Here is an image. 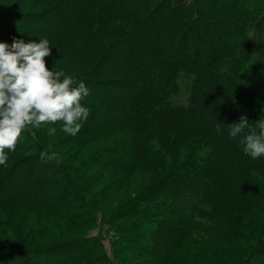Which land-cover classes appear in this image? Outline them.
<instances>
[{
	"label": "trees",
	"instance_id": "1",
	"mask_svg": "<svg viewBox=\"0 0 264 264\" xmlns=\"http://www.w3.org/2000/svg\"><path fill=\"white\" fill-rule=\"evenodd\" d=\"M15 4L0 0V40L13 31L17 16L32 23L55 17L64 47L45 57L46 67L83 80L92 93L81 103L91 112L76 136L63 132L60 122L25 128L0 174L19 175L29 193L2 195L0 221L7 211L39 213L74 229L97 230L98 236L49 242L38 235L28 234L26 242L10 236L2 242L12 246H0V264L10 258L18 264H142L145 257L150 263L192 264L176 253L181 250L195 264H264V157L245 156L226 128L241 116L253 127L264 118V0ZM92 5L94 18L87 15ZM41 32L22 39L29 42L30 33ZM109 33L118 38L107 44ZM121 40L130 41L128 53L101 67L108 48ZM145 53L151 60L138 67ZM150 64L160 70L150 72ZM208 97L214 112L204 109ZM116 106L126 115L113 119ZM139 118L145 123L135 125ZM120 134L119 142L111 140ZM42 151L55 153L59 162L42 160ZM73 153L81 159L76 167ZM95 161L97 173L84 168ZM186 191L193 200L183 198ZM104 230L119 236L110 237L112 257ZM168 239L172 243L162 250ZM133 253L141 256L134 261Z\"/></svg>",
	"mask_w": 264,
	"mask_h": 264
},
{
	"label": "clouds",
	"instance_id": "2",
	"mask_svg": "<svg viewBox=\"0 0 264 264\" xmlns=\"http://www.w3.org/2000/svg\"><path fill=\"white\" fill-rule=\"evenodd\" d=\"M52 48L47 38L26 43L14 37L11 44L0 42V166H7L9 153L15 151L26 127L60 122L63 132L76 136L90 116V107L81 103L89 95L85 82L46 67L45 57L51 56ZM226 128L245 156L264 157V118L253 127L241 116ZM55 131L48 128L50 135ZM217 132H221L220 123ZM40 158L57 159L55 153L45 151Z\"/></svg>",
	"mask_w": 264,
	"mask_h": 264
},
{
	"label": "rangeland",
	"instance_id": "3",
	"mask_svg": "<svg viewBox=\"0 0 264 264\" xmlns=\"http://www.w3.org/2000/svg\"><path fill=\"white\" fill-rule=\"evenodd\" d=\"M3 6H5V5H3ZM15 6L17 8L19 7V0H16ZM96 8L97 7L95 5L90 6L87 15H89V16L93 15L92 17L94 18V14L96 13ZM7 12L8 13L11 12V9L8 8ZM222 12H224V10H222ZM46 18L42 19L41 21L32 23V22H27V21L23 20V18H21L20 16H17L12 21V29H13V31H10V33H9L10 35L8 37L4 36L2 38V40H0V42H7V43L11 44L14 37L17 38V39H22V38L24 39L26 37L25 33L29 32V31H33V33H35V32L37 33L38 31L39 32L40 31H45V32H41L39 34H32V35L30 33L29 42L30 41L38 42V40L41 39V38H47L49 41L52 38H55V39L58 38L57 41L54 43V46H53V48H55V49H52V52H51L53 55H57L59 53V51L62 50L63 47H64L63 46V40H61V38L59 39L58 34H57V29H58L59 26L61 27V25L54 23L53 19L55 17H53V16H49L47 19ZM76 25H79V24L76 23ZM106 37H107L106 40L108 42V43L106 42L107 44H110L109 40L113 41L114 39L118 38L116 36V34H111V33H109ZM119 39H121V37H119ZM121 41H124V43L121 44V45H118V46L111 45L110 48H108V54H106V56H105L106 58L105 59H104V56H103L102 66L101 67H105L107 65L108 58H112V57L116 56L119 53H123V54L124 53H128L130 41L129 40L128 41L127 40L126 41L125 40H121ZM104 44L105 43L103 42L102 45H104ZM130 45H131V43H130ZM105 48H106V45L103 46L102 49H101V53L103 52V55H104V53H106V51H104ZM140 55L142 56V54H140ZM149 60H151L150 54L145 53V55H143V57L140 58V60L137 59L138 67L140 65H142V63L145 64ZM124 61H122V63H121V67L123 69L128 67V62L126 64ZM149 66H150V72H152V73L155 70H160L158 66H155L153 64H150ZM159 75H160L162 81L166 77V75L164 73H163V75L161 73ZM107 90H108V88H105V91H107ZM90 93H92V91L89 89V95H90ZM148 93H150L149 90H148ZM83 98H85V97H83ZM142 100H145V99H142ZM202 100H203V103H204L203 106H204L205 110L209 109L210 112H214L215 111V109H216L215 107L216 106L208 107L210 105L209 104V102H210V98L209 97L207 98V101H204V98ZM141 107H143L142 109H144V106H137V109L140 111ZM110 114H111L110 116L113 119H116V118L120 117L121 114L126 115V113L123 112V108L118 107V106L114 107V109L112 111H110ZM185 120L187 121V117L186 116L183 117L181 121L185 122ZM134 121L133 122H134L135 125H140L142 122L145 123L143 118L135 119ZM88 129L89 128L85 127L82 130V132L85 131V130H88ZM120 137H121V134L116 136V138L111 139V140L112 141L116 140V141L119 142L120 141V139H119ZM134 137H133V139H135V140L138 139V138L136 139V137L135 138ZM69 148H70V151L74 150V147L71 148V146H70ZM76 155L77 154L73 153V160L77 159L74 162V164H72V166H74V167L78 166L81 163V159L79 158V156L77 157ZM92 159H95V158H92ZM86 163L83 164L84 168H87V169L91 170V173L95 172V169H97V167L96 166L92 167V166L96 165V161L93 162L92 164H86ZM85 165H86V167H85ZM98 165L99 164H97V166ZM95 173H97V172H95ZM200 181H201V178L199 177L198 178V182H200ZM21 183H22L21 178L19 177V175L15 174V173H11L10 172L7 175L0 174V202L4 201L5 198H2V195H5L7 192L8 193L12 192L13 195H15V196H22V195H24L26 193H29L27 190H24V188L21 186ZM178 183L181 184L182 182L179 181ZM103 186H104V184L102 182V184L98 185V188L99 187H103ZM184 196L185 197H183V198H188L189 197V199L193 200V196H195V195H193V193H191V192L186 191L184 193ZM115 200H116V198L114 197L112 199L111 206L113 205ZM191 215H192L191 217L194 218L193 213ZM22 216H25L26 218H28L27 219L28 222L27 221L24 222ZM12 217H14V218H12ZM5 218L6 219H4V218L2 219V222L0 221V233H1L0 234V246L8 245V243H9L8 241H7L8 243H6V241L5 242H2V241H4L5 238L7 239V237H10V236H11V238H15L18 242H26L27 241L26 239H30L28 234H31V236H33V237L38 235L37 237H40V241L43 240L44 242H46V241L49 242V241H52V240L61 239V238L65 237V236L66 237H71L74 234L77 235V236H80V237H82V236H95V235L98 236V231L97 230H83V229L78 230L76 228L74 229L72 226H70L69 222L67 223V221H63V220H60V219H59V221H55L52 217H45V216L39 215V213L38 214L29 215L25 211H21V212H18V215H17V214H10L9 211H7V215H5ZM3 228H5V229H3ZM10 231H13V233L10 234ZM165 231L169 233L170 229L169 228H165ZM62 232H64V234ZM170 233H173V232H170ZM103 234H104L103 244L105 245L104 248H105L107 254L110 257H112L111 248H110V243H111L110 237L111 236L119 237V236L117 234H114L113 232H106V230L103 231ZM172 241H173V239L165 240L166 245H164L162 250H165L166 248H168L169 245L172 243ZM9 245L12 246V244H10V243H9ZM176 253L182 259H185V260L186 259H190L191 263L195 264V262L192 261L191 258L189 257V255L187 254L186 250H181L180 252L176 251ZM138 254L139 253H137V254L133 253V256H134L133 260L134 261H136V258L138 256ZM140 256L141 255L139 254V257ZM143 259L145 261L142 262V264H157V263H150V258H148V257H145ZM18 261L19 260L17 258H10L9 261H8V264H18L19 263Z\"/></svg>",
	"mask_w": 264,
	"mask_h": 264
}]
</instances>
